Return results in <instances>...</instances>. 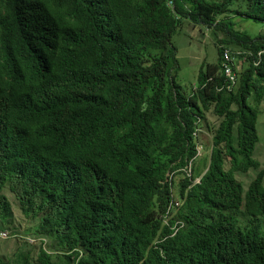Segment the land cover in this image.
Segmentation results:
<instances>
[{
	"label": "trees",
	"instance_id": "trees-1",
	"mask_svg": "<svg viewBox=\"0 0 264 264\" xmlns=\"http://www.w3.org/2000/svg\"><path fill=\"white\" fill-rule=\"evenodd\" d=\"M231 12L264 22V0H0V217L11 193L49 242L21 264H264V33ZM186 23L217 48L189 93L173 42ZM225 49L247 56L230 91Z\"/></svg>",
	"mask_w": 264,
	"mask_h": 264
},
{
	"label": "rangeland",
	"instance_id": "rangeland-1",
	"mask_svg": "<svg viewBox=\"0 0 264 264\" xmlns=\"http://www.w3.org/2000/svg\"><path fill=\"white\" fill-rule=\"evenodd\" d=\"M230 15L234 17L236 28L252 36L264 33L263 21L244 17L235 12H231ZM219 36L223 37L224 33L219 31ZM173 42L178 49L179 71L177 81L189 93L198 86V75L203 62L216 59V37L211 28L186 23L174 35ZM261 109L262 113L258 121L259 141L256 145L255 157L260 161L261 167L264 168V107L262 106ZM209 117L211 122L216 119L213 115ZM200 134V156L197 158L195 165L193 164L194 167L198 168L208 166L212 151V132L208 125L203 127ZM256 175L257 170L250 169L247 173L238 174L237 178L247 189ZM9 197L13 201L11 214L7 218L9 222L3 221L0 217V230L7 229L9 232L4 238H0V255L5 256L6 262L9 264H21L26 254L36 257L40 247L48 248L49 242L44 243L40 240L41 237L32 238V236L27 235H33L31 231L30 233L27 232H29L28 229L33 230L37 227L39 216L27 214L28 211L16 203L13 194L9 193Z\"/></svg>",
	"mask_w": 264,
	"mask_h": 264
},
{
	"label": "built area",
	"instance_id": "built-area-1",
	"mask_svg": "<svg viewBox=\"0 0 264 264\" xmlns=\"http://www.w3.org/2000/svg\"><path fill=\"white\" fill-rule=\"evenodd\" d=\"M169 5L172 6L173 2L170 1ZM241 53V51L239 52ZM261 53V52H260ZM247 59V56L244 55L242 58L239 56H235L230 49H225L223 52V68L226 76V83L224 85V88L228 91L232 90L233 87L236 85L238 81V70L242 67L243 62H245ZM240 61V62H239ZM199 148V146H198ZM199 149V154H200ZM192 162L186 167V171L190 175L192 172ZM172 204L179 205V201H172ZM8 230H1L0 231V238H4V236L8 235ZM3 236V237H2Z\"/></svg>",
	"mask_w": 264,
	"mask_h": 264
},
{
	"label": "clouds",
	"instance_id": "clouds-1",
	"mask_svg": "<svg viewBox=\"0 0 264 264\" xmlns=\"http://www.w3.org/2000/svg\"><path fill=\"white\" fill-rule=\"evenodd\" d=\"M172 201H179L180 204L178 206L172 204L171 206ZM172 201H170V203L167 205L165 212L161 213V219L163 220V224H167V225H170L171 221L173 220L177 222L176 224L171 225V230H173V234L175 235L178 232L179 223L182 224L181 220L176 218V213L179 210L178 208L183 204V202L181 200H176V199H173ZM1 230H7V229H1Z\"/></svg>",
	"mask_w": 264,
	"mask_h": 264
}]
</instances>
